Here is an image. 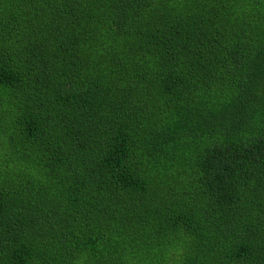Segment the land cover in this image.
Returning <instances> with one entry per match:
<instances>
[{
    "label": "trees",
    "instance_id": "16d2710c",
    "mask_svg": "<svg viewBox=\"0 0 264 264\" xmlns=\"http://www.w3.org/2000/svg\"><path fill=\"white\" fill-rule=\"evenodd\" d=\"M262 86L264 0H0V264H264Z\"/></svg>",
    "mask_w": 264,
    "mask_h": 264
},
{
    "label": "snow or ice",
    "instance_id": "6c2138e0",
    "mask_svg": "<svg viewBox=\"0 0 264 264\" xmlns=\"http://www.w3.org/2000/svg\"><path fill=\"white\" fill-rule=\"evenodd\" d=\"M262 87H264V86H262ZM251 102H252L251 100L248 101V103H251Z\"/></svg>",
    "mask_w": 264,
    "mask_h": 264
}]
</instances>
